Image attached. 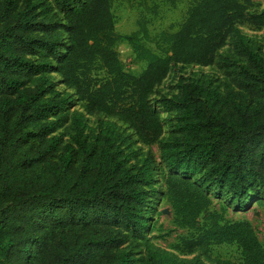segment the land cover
<instances>
[{
  "label": "trees",
  "instance_id": "obj_1",
  "mask_svg": "<svg viewBox=\"0 0 264 264\" xmlns=\"http://www.w3.org/2000/svg\"><path fill=\"white\" fill-rule=\"evenodd\" d=\"M113 1L0 0V264H235L211 257L220 244H235L240 264H264L247 220L209 211L212 192L239 209L264 205V51L237 27L263 26L264 8L191 0L157 54L143 43L145 20L115 31ZM122 40L145 62L140 73L124 69ZM228 40L222 87L182 74L213 64ZM172 69L175 92L152 99ZM163 112L173 115L166 137ZM97 113L92 128L86 116ZM136 142L158 143L163 191ZM159 194L187 230L172 250L147 237Z\"/></svg>",
  "mask_w": 264,
  "mask_h": 264
},
{
  "label": "rangeland",
  "instance_id": "obj_2",
  "mask_svg": "<svg viewBox=\"0 0 264 264\" xmlns=\"http://www.w3.org/2000/svg\"><path fill=\"white\" fill-rule=\"evenodd\" d=\"M190 1L178 0L176 5L172 7L165 0H114L111 10L115 20V31L120 35H128L138 29V22L140 20H145L148 40H143L144 45L157 54H163L167 47L158 41L159 34L161 32L172 33L178 29L185 17ZM251 2L252 5L248 13L259 14L264 8V0H251ZM237 27L251 44L259 47L261 51H264V25L255 28L249 24H239ZM116 50L125 70L133 74H138L145 67V62L135 57L131 46L125 40L117 44ZM231 53V41L228 40L226 45L217 51L213 64L206 67L189 65L183 70L182 74H196L199 77L204 76L205 78L211 79L214 84L222 87V84L228 81V78L221 67L220 58ZM179 74V71L172 69L162 83L156 87L151 98L157 99L160 95L169 96L173 94ZM51 76L55 83V88L58 91L66 95L73 94L74 91L72 89H68L60 83L58 75L51 74ZM72 109L81 110L80 103L77 100L73 101ZM172 116L164 112L161 113L164 125L163 137L168 136L173 131ZM86 117L89 126L92 128L95 127L97 119L103 118L98 113L87 115ZM64 139L66 140L67 136ZM133 147L153 157L155 165L159 168L156 175L158 183L155 186L159 191H163L164 184L161 176L164 174L165 168L160 164L158 143L143 145L136 142ZM154 206L147 237L153 245L166 250H172L171 247L176 242L177 236L186 234L187 230L176 225L171 206L162 195L159 194L156 196ZM209 211L222 214V219L225 221L247 220L264 247V205L258 206L255 203H251L245 209H239L228 203L225 197H216L214 196V192H212ZM139 250L135 249L137 252L136 256H140L138 253ZM210 254L212 258L229 260L235 264H240L241 262L240 251L235 244L212 245L210 247ZM185 258H191V255L185 256ZM205 263L215 264L208 261Z\"/></svg>",
  "mask_w": 264,
  "mask_h": 264
}]
</instances>
